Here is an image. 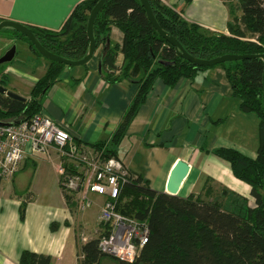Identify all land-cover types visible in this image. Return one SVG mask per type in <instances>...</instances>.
<instances>
[{
    "label": "crops",
    "instance_id": "0c3cea01",
    "mask_svg": "<svg viewBox=\"0 0 264 264\" xmlns=\"http://www.w3.org/2000/svg\"><path fill=\"white\" fill-rule=\"evenodd\" d=\"M83 1L0 0V21L58 32ZM160 1L189 23L225 35H231L230 22L242 15L236 0H193L189 5L184 0ZM11 30L0 35V57L13 45H17V55L3 69L0 83L2 76L3 87L29 100L49 63L26 40L12 38ZM110 43L122 47L124 33L118 27L112 28ZM102 53L100 47L86 65L66 66L43 101L42 113L65 128L73 140L88 145L112 140L139 90L137 82L104 80ZM124 62V54L119 53L116 66L122 68ZM259 144V119L240 110L226 72L216 67L194 79L182 78L173 87L158 80L119 144L118 156L155 191L166 193L171 172L184 161L190 172L178 196L200 193L210 179L217 190L229 191L228 200L239 196L255 207L250 185L236 178L230 164L214 151L230 148L256 159ZM62 163L54 149L48 154L29 153L12 179L0 177V264H20L26 250L51 256L53 264H79L83 239L101 234L100 214L106 197L91 194V206L84 212L78 210V202L71 207L58 172Z\"/></svg>",
    "mask_w": 264,
    "mask_h": 264
},
{
    "label": "trees",
    "instance_id": "16d2710c",
    "mask_svg": "<svg viewBox=\"0 0 264 264\" xmlns=\"http://www.w3.org/2000/svg\"><path fill=\"white\" fill-rule=\"evenodd\" d=\"M99 1L85 0L77 5L58 32L30 29L49 52L69 61H80L90 47L88 21ZM236 1L242 15L230 22L231 35H225L189 23L160 0H149L162 29L195 58L211 60L224 55H264V0ZM184 2L189 5L193 0ZM113 27L124 33L122 47L110 43ZM6 30L8 28L0 33ZM11 31L12 38L26 40L35 54L43 58L25 36ZM94 37L97 49L103 47V79L111 84L122 80L137 82L139 90L110 142L88 145L73 140L75 145L99 152L103 159L119 158V144L158 80L173 87L182 78L194 79L200 72L216 67L226 72L240 110L255 114L260 128L256 159L230 148L214 151L217 157L230 164L236 178L250 185L255 207H250L247 199L239 196L228 200L229 191L217 190L210 179L203 183L200 193L183 198L153 190L143 176L130 170L134 179L122 187L117 211L146 224L150 231L149 242L140 249L133 263L110 258L118 264H264V61L252 58L209 68L198 67L183 59L158 33L140 0H107L96 18ZM119 53L125 57L122 68L116 66ZM48 63V70L32 88L26 103L0 93V125L19 124L42 113L45 97L66 67L49 60ZM2 76L0 84L5 86ZM69 169L74 171L71 165ZM62 189L68 204L76 207V195ZM25 208L26 205H22V219ZM109 230L103 225L98 237L81 244L79 264H102L104 258L109 257L100 249V241ZM52 262L51 256L27 250L20 258V264Z\"/></svg>",
    "mask_w": 264,
    "mask_h": 264
},
{
    "label": "built area",
    "instance_id": "2783aa9c",
    "mask_svg": "<svg viewBox=\"0 0 264 264\" xmlns=\"http://www.w3.org/2000/svg\"><path fill=\"white\" fill-rule=\"evenodd\" d=\"M51 149L63 159L58 169L61 185L76 195L79 211L91 206V194L106 197L100 221L110 230L100 241L103 254L133 263L149 242L150 231L146 224L117 211L122 187L134 179L121 159H103L99 152L75 145L65 128L40 113L19 124L0 125V177L12 179L29 153L48 154Z\"/></svg>",
    "mask_w": 264,
    "mask_h": 264
},
{
    "label": "water",
    "instance_id": "95a60500",
    "mask_svg": "<svg viewBox=\"0 0 264 264\" xmlns=\"http://www.w3.org/2000/svg\"><path fill=\"white\" fill-rule=\"evenodd\" d=\"M107 0H100L98 4L95 6V8L92 10L90 14V18L88 21V29L87 34L88 38L90 40V47L88 50L87 55L80 61H69L63 57L57 56L48 50H46L38 41V39L35 37L32 30L23 24L16 23L13 21H2L0 23V32L7 28H12L25 36L35 47V49L42 55L45 59L64 64L69 67H79L84 66L87 63H89L97 51V45L94 37V24L96 21V18L100 11L102 10L104 4ZM142 5L147 11L148 18L151 22V24L154 26V28L158 31V33L167 40L171 45H173L179 55L191 63L197 65L198 67L203 68H209L214 67L223 63H227L230 61H237V60H243V59H252V58H261L264 61V55H224L221 57H217L211 60H202L195 58L191 55H189L183 46L180 44V42L175 39L172 36H169L167 32H165L162 27L157 22L154 12L152 10L151 4L149 0H140ZM17 55V45H13L11 49H9L2 57H0V66L5 64H10L14 61ZM101 68V64H100ZM0 93L6 95L7 97L16 99L18 101L27 102V100L17 94H14L12 92H9L5 87L0 86ZM190 172V165L184 161H179L176 166L174 167L173 171L171 172V175L169 177L167 187H166V193L172 196H178L181 186L185 179L188 177Z\"/></svg>",
    "mask_w": 264,
    "mask_h": 264
},
{
    "label": "rangeland",
    "instance_id": "374dc122",
    "mask_svg": "<svg viewBox=\"0 0 264 264\" xmlns=\"http://www.w3.org/2000/svg\"><path fill=\"white\" fill-rule=\"evenodd\" d=\"M0 35H1V33H0ZM0 49H1V47H0ZM20 54L18 56H21ZM19 58L20 57H17V59H19ZM17 59H16V61H17ZM3 69H4L3 66H0V75H2L1 73L3 72ZM180 197H182V196H180ZM183 198H185V197H183ZM102 264H118V262L115 261L114 259L110 258V257H105Z\"/></svg>",
    "mask_w": 264,
    "mask_h": 264
}]
</instances>
